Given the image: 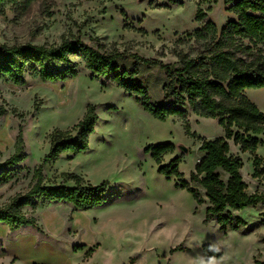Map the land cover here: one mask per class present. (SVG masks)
Wrapping results in <instances>:
<instances>
[{
  "label": "rangeland",
  "instance_id": "1",
  "mask_svg": "<svg viewBox=\"0 0 264 264\" xmlns=\"http://www.w3.org/2000/svg\"><path fill=\"white\" fill-rule=\"evenodd\" d=\"M225 0H22L5 2L0 11V44L56 46L81 41L103 52L174 64L178 53L196 56L204 42L193 35L206 22L221 29L237 19ZM202 9L206 16L197 21ZM77 76L50 82L27 73L22 84L0 79V163L15 152L23 130L24 153L15 178L0 185V208L9 207L35 185L34 172L42 165L44 186H75L64 174L82 176L92 185L107 182V200L87 210L69 203L43 202L21 211L35 221L13 234L0 233L14 256L0 243V264H260L264 262V206L233 211L245 228L220 230L216 220L205 221L207 201L197 203L192 193L177 186L174 177L159 172L147 148L171 142L184 178L203 157L202 139L224 135L216 119L189 112L187 121L196 137L186 134L184 120L154 118L134 97L113 83L93 79L81 58L72 56ZM146 76L156 101L163 99L164 73L155 66ZM249 99L264 112V88L247 89ZM96 108L98 121L90 148L79 155L64 153L43 164L50 151V134L70 130L87 107ZM256 154L264 158V133ZM231 153L241 157L248 191L264 192V180L252 176L253 156L241 153L230 141ZM185 146L187 152L179 149ZM204 198V190L200 188ZM1 232V231H0ZM207 248V249H205ZM219 254V255H218Z\"/></svg>",
  "mask_w": 264,
  "mask_h": 264
},
{
  "label": "trees",
  "instance_id": "2",
  "mask_svg": "<svg viewBox=\"0 0 264 264\" xmlns=\"http://www.w3.org/2000/svg\"><path fill=\"white\" fill-rule=\"evenodd\" d=\"M21 1L0 0V11L5 2ZM225 3L237 19L229 20L221 29L212 21L197 28L190 36L204 42L201 51L196 56L180 52L174 64H163L135 54L103 52L78 40L64 41L56 46L0 44V79L22 84L25 75L31 73L44 81H66L78 74L71 58L77 56L93 79L123 89L154 118L165 121L170 116H178L183 119L188 135L196 137L187 121L189 112L216 119L224 135L213 140L199 138V149L204 155L191 173L190 181L180 171L178 158L163 164V156L175 150L173 143L150 145L147 150L159 165V172L168 178L174 177L177 186L192 193L199 205L207 201L206 222L216 220L224 233L243 229L246 222L233 211L264 206V192L248 191L241 173L243 160L231 153L230 141L241 153L253 156L252 176L264 180V158L256 154L261 144L259 136L264 133V112L246 94L247 89L264 88V0H225ZM205 16L206 13L199 9L196 20L201 21ZM154 66L165 76L160 101L154 99L145 73ZM98 119L95 106L89 105L82 119L70 130H54L49 136L50 151L43 164L58 161L64 153L76 156L87 152ZM24 145L23 130L20 129L14 154L0 163V185L15 178L20 169L17 166L27 158ZM64 176L73 180L75 186L46 187L41 165L34 172L36 183L31 190L16 197L9 207L0 208V222L12 231L35 225L34 220L21 211L26 206L35 207L37 200L34 198L43 202L69 203L77 210L91 209L107 200V182L92 185L79 175ZM200 188L204 190V198ZM261 217L264 224V212Z\"/></svg>",
  "mask_w": 264,
  "mask_h": 264
},
{
  "label": "crops",
  "instance_id": "3",
  "mask_svg": "<svg viewBox=\"0 0 264 264\" xmlns=\"http://www.w3.org/2000/svg\"><path fill=\"white\" fill-rule=\"evenodd\" d=\"M246 92H247V90H246ZM69 187H73V186H69ZM59 203H63V202H59ZM74 207V206H73ZM35 222V221H34ZM25 226H32L33 227V231L35 230L36 232H38V233H40V231L38 230V226L36 225V223H35V225H25ZM23 227V226H22ZM21 228V227H20ZM19 228V229H20ZM18 229V230H19ZM0 233L1 234H3V236H5L6 234H13L12 232H15V231H17V230H14V231H12L10 228H9V226H7L6 224H4V223H1L0 222ZM1 243V245H2V243L3 242H0ZM3 245H5V248H6V250H7V252H8V255H9V257L10 256H14V254L12 253V252H9L8 250L10 249V250H13L12 249V247H9L8 245H7V243H3ZM3 246H1V248H2ZM0 248V249H1ZM15 257V256H14Z\"/></svg>",
  "mask_w": 264,
  "mask_h": 264
},
{
  "label": "water",
  "instance_id": "4",
  "mask_svg": "<svg viewBox=\"0 0 264 264\" xmlns=\"http://www.w3.org/2000/svg\"><path fill=\"white\" fill-rule=\"evenodd\" d=\"M180 150H183L184 152H187V148L185 146H179Z\"/></svg>",
  "mask_w": 264,
  "mask_h": 264
}]
</instances>
